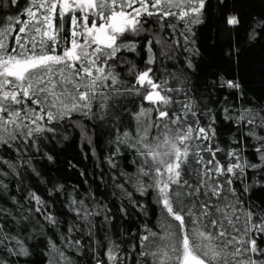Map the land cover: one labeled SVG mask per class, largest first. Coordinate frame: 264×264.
<instances>
[{"label": "snow or ice", "instance_id": "obj_1", "mask_svg": "<svg viewBox=\"0 0 264 264\" xmlns=\"http://www.w3.org/2000/svg\"><path fill=\"white\" fill-rule=\"evenodd\" d=\"M244 3L0 0V264H264V68L196 59Z\"/></svg>", "mask_w": 264, "mask_h": 264}, {"label": "trees", "instance_id": "obj_2", "mask_svg": "<svg viewBox=\"0 0 264 264\" xmlns=\"http://www.w3.org/2000/svg\"><path fill=\"white\" fill-rule=\"evenodd\" d=\"M3 11L4 10L0 8V16H2ZM262 11H264V0H245L242 23L240 25L232 27L227 25L226 21H223L219 22L216 27L211 30L207 28L201 30L198 40L202 48V59L201 57H197L196 59L199 61L204 75L211 76L212 73H218L225 77L232 76L237 79H242L246 88L259 94L262 79L261 69L264 68V38H262L259 43L250 41L248 32L250 30V18ZM217 28L219 29L218 31ZM230 47L233 52L231 60H229L228 57V50ZM237 50H239V57L235 54ZM164 62L170 63L168 61ZM227 91L228 90L225 89L221 95L227 94ZM100 150L106 153L107 148L104 143L100 144ZM79 151V137L77 136L75 147L69 149L65 155L69 157L76 156ZM77 158L80 160V167H78L75 172L68 169L65 174L68 185L83 184L84 187H87V185L84 184L85 180L89 182L95 181V184H98V177L92 175V173H99L101 169L95 168V162L84 158L83 154ZM84 169L89 173L86 177L79 175V172ZM51 175L55 177L56 172L53 171ZM95 184L93 185L94 187ZM38 186L41 189V194L46 195L47 192L44 186ZM13 188H15L14 184ZM99 191L102 192L103 189L101 188ZM49 210L57 213H64L66 211L59 201L55 204H51L50 202ZM65 219H67V217H65Z\"/></svg>", "mask_w": 264, "mask_h": 264}]
</instances>
